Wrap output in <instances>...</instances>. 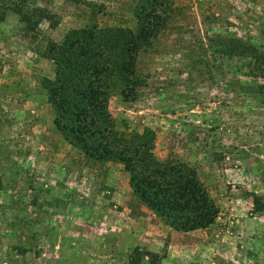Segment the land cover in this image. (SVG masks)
<instances>
[{"label":"rangeland","instance_id":"1","mask_svg":"<svg viewBox=\"0 0 264 264\" xmlns=\"http://www.w3.org/2000/svg\"><path fill=\"white\" fill-rule=\"evenodd\" d=\"M17 1L0 0V11ZM137 3L28 0L26 10L41 6L48 16L33 12L26 24L9 12L0 22V72L35 59L42 86L55 71L43 56L49 40L93 22L135 29ZM169 7L165 28L140 56L147 84L132 102L113 95L110 109L133 129L154 128L159 157L173 153L196 166L219 206L214 223L172 244L173 228L134 195L123 165L88 163L67 141L46 145L21 111H3L10 108L0 94V264H264V211L254 209L255 195L264 201V91L257 86L264 77L250 76L246 59L204 49L218 34L264 49V0H172ZM200 51L202 63L192 64ZM147 238L163 247L153 252L142 244ZM170 251L174 259L162 263Z\"/></svg>","mask_w":264,"mask_h":264},{"label":"trees","instance_id":"2","mask_svg":"<svg viewBox=\"0 0 264 264\" xmlns=\"http://www.w3.org/2000/svg\"><path fill=\"white\" fill-rule=\"evenodd\" d=\"M27 2L19 0L6 6L0 11V22L5 21L9 12L19 15L24 23L31 20L33 12L38 11L40 19L48 16L41 6L30 13L26 10ZM171 2L138 0L134 9L135 29L93 22L70 29L61 41L49 40L43 56L54 62L55 76L44 77L42 86L53 111L54 125L65 141L88 163L123 165L139 201L173 229L187 232L210 226L219 213L198 169L173 153L159 157L155 152L154 128L133 129L110 109L113 95L132 102L147 84L140 70V56L165 28ZM37 24L38 21L34 23ZM208 41L204 49L229 59H246L249 75L264 77V49L255 41L227 34L208 37ZM204 54L200 51L193 56L192 64L202 63L200 56ZM257 86L259 92L264 91V83ZM3 187L0 168V190ZM254 209L264 211L260 195L254 196ZM145 253L154 255L148 250ZM132 261L138 263L140 259Z\"/></svg>","mask_w":264,"mask_h":264},{"label":"crops","instance_id":"3","mask_svg":"<svg viewBox=\"0 0 264 264\" xmlns=\"http://www.w3.org/2000/svg\"><path fill=\"white\" fill-rule=\"evenodd\" d=\"M22 41L26 43L24 39ZM20 44L21 43L17 42L16 39L12 41V45L16 46L15 54L21 52V50L19 49ZM29 51L31 50L29 49ZM36 62H38V60L35 59L34 61H25L24 65H21L20 67H13V69L0 72V74H3L4 77L3 83H0V94L4 96V101L7 104V108H10V109L4 108L3 111L4 110H10V112L11 111L17 112L18 110L21 111L22 115H25V117H27L25 121L31 122V123H26V125H34L35 128L41 131L40 134L41 141H43L46 145L48 142L49 144L52 145L53 148L55 147L60 149L63 143L65 144L66 141L59 132L55 130L53 131L52 129L53 119H52V113L50 112L51 107L48 101V97L43 92L44 90L42 89V86L37 82V80H35L36 79L35 72L37 70ZM45 75L48 78H54L55 71L51 74H45ZM30 81H33L32 85H29ZM10 85H12L13 87H10ZM31 109H34L36 111V113H33L32 116L30 114ZM3 111L1 110V113ZM69 147L73 149V146H71L70 144ZM117 168L122 169L123 167H117ZM112 170L113 167H110V172ZM127 188L131 193L132 191L128 183H127ZM127 198L123 197L122 201L125 202V200H128L127 203L125 202V204L129 205L128 203L129 199ZM141 210L143 212L142 215L139 217H143L146 211V209H143V207H141ZM195 232L196 231L181 233L174 229H169L167 234H169L173 238L172 244L176 245L179 244L177 240L181 237L182 234H187L185 239H189L192 236L191 233L195 234ZM142 244L147 246L148 249L153 250V252L163 247V245L157 246V244H155L151 238H147L146 242ZM181 245H189V244L181 243ZM169 247L170 245L168 246V249ZM174 257H175L174 251H170L163 258L162 263L165 260H173Z\"/></svg>","mask_w":264,"mask_h":264}]
</instances>
